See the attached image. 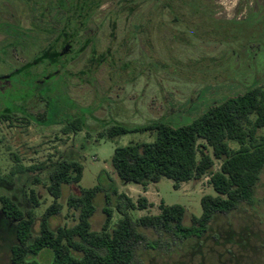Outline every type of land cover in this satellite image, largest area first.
<instances>
[{"label": "rangeland", "instance_id": "rangeland-1", "mask_svg": "<svg viewBox=\"0 0 264 264\" xmlns=\"http://www.w3.org/2000/svg\"><path fill=\"white\" fill-rule=\"evenodd\" d=\"M118 2L104 0L87 32H82L81 43H73L61 75L49 78L48 74L59 68L46 62L33 68L31 75L1 80L32 62L49 46L47 28L56 19L58 8L55 0H0V112L8 108L13 111V104L26 110V115L15 113L10 120L0 119V192L23 210L34 211L35 233L43 214L54 202L47 186L58 160L80 162L84 171L78 185L63 187V197L58 201L62 211L51 219L52 229L75 226L79 213L69 208L68 200L80 195L81 189L97 185L101 192L95 199L96 213L91 220L94 231L102 230L106 218L103 209L107 206L113 211V229L123 218V212L136 224L144 216L160 214L162 202L185 207L184 225L190 226L193 216L202 215L201 199L216 195L209 177L184 183L179 190L167 178L149 184L146 189L125 184L112 165L115 149L151 142L155 135L130 133L109 139L107 129L115 124L135 128L158 120L186 124L229 97L254 85L264 86V0H192L188 8L207 12L208 24L203 21L193 24L192 19L176 25L166 13L160 19L166 23L164 28L157 18L145 24L144 34L135 39L131 37V26L138 22L136 18L124 14L116 20L110 15ZM153 6L142 7L143 17ZM210 22L220 23L219 28L211 29ZM90 33L93 41L85 45ZM179 33L183 38L179 39ZM173 35L181 41L172 38ZM16 40L20 43H14ZM63 46L60 44L58 49ZM105 52L110 53L114 65L99 69L95 73L96 82L82 74L93 58ZM110 58L105 62H110ZM43 78L46 85L42 90H52L53 96L60 100L59 118L69 120L73 114H84L87 118L84 130L64 134L63 124L46 126L33 120L47 107L35 95L30 94L25 102L22 98L27 88ZM258 135L264 136V129ZM230 146L238 148L234 142ZM220 164L216 161L214 170H219ZM20 167L22 171L11 177ZM32 191L38 197L37 208H33ZM120 194L135 204L145 197L152 206L143 210L128 207ZM13 228L14 224L0 215V264H10V248L15 242ZM136 229L146 240L136 246L131 264H188L200 243L217 248L218 252H234L237 257L229 264H264V169L253 201L241 203L230 213H218L204 237L189 241L179 255L175 253L171 232L141 226ZM218 236L220 239L216 240ZM51 254L45 250L30 259L47 264L52 260ZM227 258L228 255H223L222 261Z\"/></svg>", "mask_w": 264, "mask_h": 264}, {"label": "trees", "instance_id": "trees-1", "mask_svg": "<svg viewBox=\"0 0 264 264\" xmlns=\"http://www.w3.org/2000/svg\"><path fill=\"white\" fill-rule=\"evenodd\" d=\"M191 1L119 0L116 9L110 15L116 20L124 14L136 18L138 22L131 26L132 39L144 34L145 24H151L157 18L160 20L166 13L173 17L176 25L182 21L191 22L192 19L195 20L193 24L198 21L208 24L210 17L207 12L191 11L188 8ZM55 2L58 15L47 28L51 38L49 46L40 52L34 63L18 69L11 74V78L31 75L32 69L42 62L59 68L53 74L49 73V78L61 75L66 68L69 55L58 49V46L71 41L81 43L82 32L93 21L104 0H55ZM149 4L154 6L143 17L142 7ZM160 23L163 28L166 26L161 20ZM210 24V28L216 30L220 25L211 22ZM178 35L179 39L183 38L182 34ZM145 36L146 41H149L147 32ZM171 37L179 40L177 35ZM14 43L20 42L16 40ZM84 44L89 45L91 41L86 39ZM82 51L83 49L78 53ZM109 54L105 52L93 58L87 71L82 74L95 81V73L99 69L114 65V60ZM107 58L111 59L108 63L105 62ZM37 89L27 88L22 98L25 102L32 94L46 105L47 109L34 116L33 120L46 126L63 124L64 134L82 131L87 127V118L84 114H73L69 120L60 119L58 97L53 96L52 90L40 89L38 93ZM13 107V111L8 108L0 112V119L10 120L15 113L26 115L25 107L18 104H13ZM263 129L262 85H254L244 93L209 107L186 124L174 125L158 120L135 128L122 124L109 127L107 129L109 139L130 133L155 135L151 142H136L115 149L112 165L123 183L141 185L146 189L149 184L159 183L163 178H167L173 181L174 189L179 190L184 183L201 181L209 177L216 195H206L201 199L202 215L193 216L191 225L186 226L184 225L186 208L181 205L168 206L162 202L160 214L144 216L135 224L127 212H123V218L111 229L113 211L107 206L103 209L106 218L102 230L94 231L91 220L96 213L95 199L101 192L100 185H97L91 189H81L80 195L72 196L68 200L69 208L79 213L75 226L52 229L51 219L62 211V205L58 201L63 197V187L78 185L82 181L84 171L80 162L58 160L53 165L50 183L47 186L54 202L43 214L37 233L34 232L37 221L34 211L23 210L12 198L0 192V215L14 224L15 242L10 248V264H42L30 259V256L36 257L45 250H50L53 254L52 260L47 264H131L136 246L146 240V237L137 231L136 226L171 232L184 240L202 234L218 213H230L241 203L253 201L256 185L264 169V136L258 135ZM230 142L236 143L238 148H231ZM216 161L221 163L219 170H214ZM18 169L11 173V177L22 171L21 167ZM120 197L127 202L128 207L143 210L152 206L145 197H140L136 204L123 194H120ZM31 200L33 208H37L39 201L35 191L31 192Z\"/></svg>", "mask_w": 264, "mask_h": 264}, {"label": "flooded vegetation", "instance_id": "flooded-vegetation-1", "mask_svg": "<svg viewBox=\"0 0 264 264\" xmlns=\"http://www.w3.org/2000/svg\"><path fill=\"white\" fill-rule=\"evenodd\" d=\"M86 28L84 29V31H86ZM92 37H93V33H90V35H88V37L86 39L87 40L89 39L92 42L93 41V40H91ZM72 42L73 41H71V43H68V44L66 43L62 47V52H64L66 55L68 53H71L73 51L74 44ZM36 58H34L33 61L30 62V63H34V60ZM30 63H28V64H30ZM42 64H44V63L42 62ZM39 65H41V64H38L37 66H39ZM23 67H21V68H23ZM21 68H19V69H21ZM17 70H15V71H17ZM4 77H6V76H4ZM4 77H2L3 79H1V78L0 79L1 80H7V79L10 80L11 79V75H9V78H4ZM44 86H45V80L43 78V80L37 81L35 83V86H31V87L33 89L35 87L38 88L37 89V92L39 91L38 93H40V91H41L40 89H42ZM207 230L205 232H203L202 234H199L198 236H193V237H190V238L185 239V240L178 238L175 234H172V237L175 239V242H174V244H175L174 246H176V248H174L175 249V253L177 255H179L180 252H181V248L184 245H186L187 243H189V241L201 240L204 237V235L207 232ZM215 239L217 240V239H220V238L218 236ZM216 245H218V243H216ZM196 247H197V249L196 250H193V252L191 253V258L189 259L188 264H229V263H231L237 257L236 254L234 252H232L231 250H225V252H218L217 248L215 249V248H212L211 246H205L204 247L203 246V243H200V245L199 246H196ZM223 255L224 256L225 255H228L229 258H227L224 261H222ZM51 256L53 257V254H51Z\"/></svg>", "mask_w": 264, "mask_h": 264}, {"label": "water", "instance_id": "water-1", "mask_svg": "<svg viewBox=\"0 0 264 264\" xmlns=\"http://www.w3.org/2000/svg\"><path fill=\"white\" fill-rule=\"evenodd\" d=\"M4 78H9V76H6V77H4Z\"/></svg>", "mask_w": 264, "mask_h": 264}]
</instances>
